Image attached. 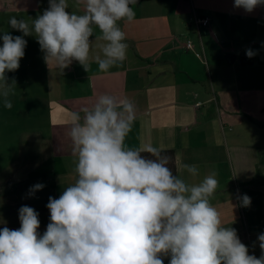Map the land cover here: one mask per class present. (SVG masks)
I'll return each instance as SVG.
<instances>
[{"label":"crops","instance_id":"1","mask_svg":"<svg viewBox=\"0 0 264 264\" xmlns=\"http://www.w3.org/2000/svg\"><path fill=\"white\" fill-rule=\"evenodd\" d=\"M68 4L69 12L85 11L84 0ZM131 7L135 19L119 22L128 44L122 64L98 70L95 57H103L105 42L96 39L100 31L94 27L89 71L75 60L61 71L46 64L34 34L24 36L8 23L11 17L30 22L49 8V0H0V47L5 32L27 41L19 68L5 73L12 108L0 103V230H18L19 209L29 206L39 214L43 235L50 223L49 197L58 199L77 179L70 114L109 94L135 105L127 146L173 150L177 176L190 184L215 173L219 186L210 202L223 226L234 228L249 255L259 258L264 5L250 13L234 7V0H138ZM204 18L208 25L197 23ZM248 50L255 53L252 58ZM13 97L21 100V113L14 111ZM180 164L196 165L198 175L192 177ZM38 183L44 187L30 194ZM244 195L251 198L248 207L241 206ZM170 258L162 257L163 264Z\"/></svg>","mask_w":264,"mask_h":264},{"label":"clouds","instance_id":"2","mask_svg":"<svg viewBox=\"0 0 264 264\" xmlns=\"http://www.w3.org/2000/svg\"><path fill=\"white\" fill-rule=\"evenodd\" d=\"M137 2L84 0L85 11L77 14L67 11L68 0H49V8L30 22L11 17L8 23L24 36L34 34L46 64L61 71L74 60L89 71L90 38L98 28L96 39L105 43L103 57L95 62L100 72H108L126 59L128 44L119 22L135 19L131 5ZM260 5L264 0H234V7L249 13ZM2 40L0 81L5 86L0 96L11 109L5 73L19 68L27 41L7 32ZM135 119L131 100L109 94L71 112L68 136L77 179L58 199L49 197L50 223L42 236L35 209H19L20 228L0 230V264H163L162 257L169 255V264H264V234L258 236L262 255H249L210 202L219 186L215 173L190 184L173 174L171 158L162 149L126 145ZM179 167L198 175L196 165ZM43 187L32 186L30 194ZM250 204V197H241V206Z\"/></svg>","mask_w":264,"mask_h":264},{"label":"trees","instance_id":"3","mask_svg":"<svg viewBox=\"0 0 264 264\" xmlns=\"http://www.w3.org/2000/svg\"><path fill=\"white\" fill-rule=\"evenodd\" d=\"M162 151L164 155H167L171 158V161L168 166L172 169L173 174L177 175L176 166H175V152L173 150H162ZM142 155H144L146 158H153L150 156V154L147 153H142Z\"/></svg>","mask_w":264,"mask_h":264},{"label":"rangeland","instance_id":"4","mask_svg":"<svg viewBox=\"0 0 264 264\" xmlns=\"http://www.w3.org/2000/svg\"><path fill=\"white\" fill-rule=\"evenodd\" d=\"M8 77H6V79H7ZM8 86H9V84H7ZM5 86V84H4V81H0V90H2L3 89V87ZM3 101V97L1 96V98H0V103ZM21 100L19 99V98H16V97H13V104H14V106L13 107H15L14 108V111L15 110H17V112L18 113H21ZM14 119H20V116H14ZM25 151V149H23V151H22V153H20L21 155H23V152Z\"/></svg>","mask_w":264,"mask_h":264},{"label":"built area","instance_id":"5","mask_svg":"<svg viewBox=\"0 0 264 264\" xmlns=\"http://www.w3.org/2000/svg\"><path fill=\"white\" fill-rule=\"evenodd\" d=\"M208 22H209V19L208 18L198 19L197 20V23L202 24L203 26L208 25ZM186 46H187L188 49H192L193 48L190 41H188V43L186 44Z\"/></svg>","mask_w":264,"mask_h":264}]
</instances>
